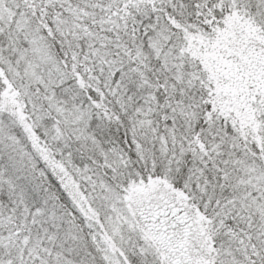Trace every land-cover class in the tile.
I'll list each match as a JSON object with an SVG mask.
<instances>
[{
	"label": "snow or ice",
	"instance_id": "obj_1",
	"mask_svg": "<svg viewBox=\"0 0 264 264\" xmlns=\"http://www.w3.org/2000/svg\"><path fill=\"white\" fill-rule=\"evenodd\" d=\"M0 264H264V0H0Z\"/></svg>",
	"mask_w": 264,
	"mask_h": 264
}]
</instances>
